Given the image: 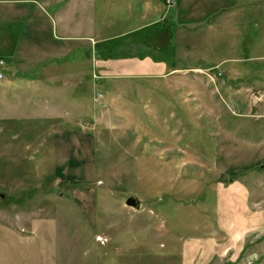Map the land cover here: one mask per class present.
Segmentation results:
<instances>
[{"label":"rangeland","instance_id":"obj_1","mask_svg":"<svg viewBox=\"0 0 264 264\" xmlns=\"http://www.w3.org/2000/svg\"><path fill=\"white\" fill-rule=\"evenodd\" d=\"M220 2L168 57L187 69L116 77L71 115L30 66L56 0H0V224L44 215L48 264H264V0Z\"/></svg>","mask_w":264,"mask_h":264},{"label":"crops","instance_id":"obj_2","mask_svg":"<svg viewBox=\"0 0 264 264\" xmlns=\"http://www.w3.org/2000/svg\"><path fill=\"white\" fill-rule=\"evenodd\" d=\"M220 1L56 0L52 13L58 34L52 42H44V57L28 61L33 60L30 66L41 65L44 99L51 95L54 103L58 101L51 112L78 115L88 102L94 104L97 93L103 94L97 87H108L106 82L116 77H163L187 69L169 62L168 57L176 54L178 41L184 43L189 36L188 24L201 21L216 4L219 13L223 9ZM1 40L0 47L9 43L6 35ZM79 49L83 50L81 57H67ZM23 56L26 60L28 53ZM81 61L89 67L79 65ZM4 71L7 77L12 75L10 66ZM63 87L72 89L73 96ZM111 89H107L108 96L114 94ZM95 115L93 111L91 116ZM17 216L14 223L0 224V264H48V257L54 254L56 258L55 236H44V215Z\"/></svg>","mask_w":264,"mask_h":264},{"label":"water","instance_id":"obj_3","mask_svg":"<svg viewBox=\"0 0 264 264\" xmlns=\"http://www.w3.org/2000/svg\"><path fill=\"white\" fill-rule=\"evenodd\" d=\"M124 203L128 206H132L134 208H137L139 206V199H138V197H136L134 195H127L124 198Z\"/></svg>","mask_w":264,"mask_h":264},{"label":"built area","instance_id":"obj_4","mask_svg":"<svg viewBox=\"0 0 264 264\" xmlns=\"http://www.w3.org/2000/svg\"><path fill=\"white\" fill-rule=\"evenodd\" d=\"M173 1H174V0H164V2H165L166 4L173 3ZM3 63H4V60H3V58L0 56V67H1V65H3ZM0 78H2L1 70H0ZM96 95L99 96L100 93H97Z\"/></svg>","mask_w":264,"mask_h":264}]
</instances>
